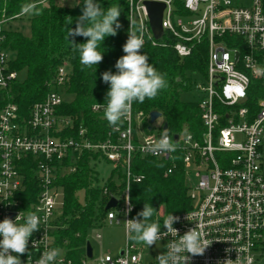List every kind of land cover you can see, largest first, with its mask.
<instances>
[{"label": "built area", "instance_id": "built-area-1", "mask_svg": "<svg viewBox=\"0 0 264 264\" xmlns=\"http://www.w3.org/2000/svg\"><path fill=\"white\" fill-rule=\"evenodd\" d=\"M147 2L164 5L159 38L151 30ZM12 19L3 16L0 21V91L9 99L19 74L11 70L12 58L3 46L2 30ZM130 21L136 29L143 27L144 46L171 44L181 59L191 57L197 45H207V69L193 75L190 89L199 93L201 136L196 138L188 131L173 134L167 129L173 140L178 136L174 140L177 151L153 155L147 146L162 136L165 122L155 129L150 115L135 113L133 108L123 126L113 127L105 141H91L82 126L78 136H65L76 131L74 118L59 112L67 103L62 97L71 75L67 63L58 68L45 100L35 103L27 118L9 100L0 110V222L6 217L15 220L20 212L41 217V229L29 241V254L20 259L23 264H35L45 250L60 248L57 264H94L90 260L93 255H87L88 239L84 254L75 260L58 246L56 238L65 204L59 181L77 173L82 158L92 154L98 157L97 167L105 162L112 165V172L121 173L122 180L114 179L117 188L124 184L121 192L114 193L110 177L100 183L106 210L101 224L133 218L134 205L131 201L132 211L127 212L125 197L131 198L130 185L142 180L133 174L134 157L169 161L166 175L181 163L187 186L194 174L200 193L196 196L188 186L192 207L173 214L180 218L173 227L183 235L196 226L204 239L213 241L204 255L192 257L190 264H219L237 258L239 264H264V0H129L128 30ZM96 105L92 111L104 113ZM25 173L30 178L26 179ZM28 186L32 190H27ZM82 193L85 205V191ZM112 199L117 205L107 210ZM159 216L166 217L163 208ZM172 239L169 235L160 240L164 252ZM121 252L95 264H158L157 259L143 260V243L128 239V233L127 246Z\"/></svg>", "mask_w": 264, "mask_h": 264}, {"label": "trees", "instance_id": "trees-1", "mask_svg": "<svg viewBox=\"0 0 264 264\" xmlns=\"http://www.w3.org/2000/svg\"><path fill=\"white\" fill-rule=\"evenodd\" d=\"M41 1L0 0V21L3 16L7 19L18 16L21 6L25 3ZM96 2L104 9L119 5L122 10L119 17L122 28L118 30L116 36L105 38L99 48L103 60L92 68H85L80 64L78 50L66 38L68 17H71L72 23L67 27L75 28L76 19L82 15L83 0L73 7L59 4L58 0H48L47 4H39L43 14L30 16L31 36H25L11 27L6 28L8 23L25 15L14 18L4 25L3 46L14 55L10 63L11 70L18 74L25 71L26 78L24 80L19 78L12 86L9 94L11 99L0 91V110L11 100L19 107L22 116L27 118L31 107L45 100L50 91L48 84L54 79L58 68L67 63L71 67V75L64 93L73 95L74 100L65 103L59 112L74 118L76 131L65 133V136H78L79 127L82 126L91 141L98 143L106 140L108 134L113 131V126L104 118V113H94L92 106L106 102V93L110 86L103 82L101 74L105 71L115 73L116 61L125 55L122 46L128 38L129 0ZM75 42L85 43L86 38L77 36ZM141 52L148 55L149 63L153 64L157 71L165 74L168 86L154 99L146 98L143 103L134 101L133 111L142 113L145 117L152 112H159L170 133L181 134L188 131L199 138L203 128L198 104L184 102L180 97L182 93L190 91L194 74L205 73L208 62L207 45H197L192 56L186 59L178 57L171 44L168 46L146 44ZM120 126H123V122ZM97 159L96 155H85L80 162L79 171L59 181L64 188L65 204L59 219L61 228L56 232L57 243L75 260L84 254L89 230L100 226L106 217L105 199L99 187L101 181L96 165ZM169 167L170 162L167 160L142 159L138 156L133 158V174L142 176L140 182L131 185L130 196L135 208L133 218L143 209L144 204L148 203L157 211L152 219L159 220L162 227L164 219L159 216L162 208L164 215L167 216L170 213L173 215L188 211L192 207L183 166L180 163L172 174L166 175ZM25 176L26 179L30 178L28 173H25ZM116 176L122 180L121 173L116 174L115 171L109 178V186L114 193L121 192L124 187V184L116 187L114 180ZM27 188L29 191L32 190L30 186ZM83 191L85 205L79 198V193Z\"/></svg>", "mask_w": 264, "mask_h": 264}, {"label": "clouds", "instance_id": "clouds-1", "mask_svg": "<svg viewBox=\"0 0 264 264\" xmlns=\"http://www.w3.org/2000/svg\"><path fill=\"white\" fill-rule=\"evenodd\" d=\"M83 3L82 15L76 19L75 28L67 27L72 23L71 17H68L66 38L78 50L80 64L85 68H92L103 60L99 48L105 38L116 36L118 30L122 28L119 22L122 10L119 5L104 9L96 0H83ZM42 14L43 9L37 2L23 4L19 13L21 16ZM77 36L86 38V42L76 44L75 37ZM70 37L72 39H69ZM144 43L143 27L136 29L130 21L128 38L122 46L125 55L118 58L114 65L117 71L115 73L105 71L101 74L103 82L109 84L110 87L106 93V102L97 103L96 107L103 108L104 118L110 126L118 127L122 124L130 113L134 101L143 103L146 98L154 99L161 90L168 86L165 74L157 71L155 66L149 63L148 55L141 52ZM177 147L178 144L168 135L167 130H164L162 136L150 143L146 150L156 156H166L177 151ZM125 202L128 205L127 212L130 213L132 211L131 198L126 196ZM156 212L151 204L145 203L136 217L125 220V227L128 239L143 243L148 247L156 245L157 241L164 237L169 235L173 237L167 245V251L156 257L158 264H190L192 257L203 256L205 250L213 243V241L204 239L203 233L196 226L187 230L183 235H179L178 229L173 225L179 222L180 218L171 213L163 220L166 231L161 232L160 221L152 219ZM21 220L23 223H20ZM44 222H47V216L44 217ZM40 225L41 217L35 212H29L26 216L20 212L15 220L4 218L0 222V237H2L0 239V264H23L20 257L29 254L30 238L33 233L41 229ZM35 246L36 241L33 240L32 247ZM61 254L60 248L47 249L35 261V264H57V258ZM219 264H239V259L235 261L225 259Z\"/></svg>", "mask_w": 264, "mask_h": 264}, {"label": "rangeland", "instance_id": "rangeland-1", "mask_svg": "<svg viewBox=\"0 0 264 264\" xmlns=\"http://www.w3.org/2000/svg\"><path fill=\"white\" fill-rule=\"evenodd\" d=\"M80 0H58L59 4L65 6L73 7L79 3ZM248 0H246V3ZM30 16L25 15L23 18L11 21L6 25V28L20 31L25 36H31V27H30ZM11 58L14 57L12 53L9 52ZM19 78L24 80L26 78V72L23 71L19 74ZM62 97L65 102H71L74 100V96L70 94L63 93ZM181 100L184 102H196L199 98V93L197 91L191 90L181 94ZM163 118L158 119L154 123V128H159L163 123ZM97 170L100 174V181H106L112 173V165L108 163H101L98 165ZM197 179L194 174L191 175L190 181H188V186H190L191 192L195 193L197 196L200 191L196 190ZM80 201L83 203L84 196L83 193L79 194ZM124 220H121V223L116 221L113 223L104 222L98 227L92 228L88 232V240L93 249V258L90 260L95 264L98 260L105 256L116 257L124 250L127 246V231L124 226ZM97 235L100 236V239L97 238ZM164 253V242L157 241L156 245L148 247L143 244L142 257L144 261H154L156 257Z\"/></svg>", "mask_w": 264, "mask_h": 264}, {"label": "water", "instance_id": "water-1", "mask_svg": "<svg viewBox=\"0 0 264 264\" xmlns=\"http://www.w3.org/2000/svg\"><path fill=\"white\" fill-rule=\"evenodd\" d=\"M147 11L149 14V21H150V27L151 30L156 38H159L162 34V13L164 10V5L160 3H154V2H147L146 4ZM162 118V114L159 112H152L150 114V124H154L158 119ZM152 127H149V130L151 131ZM168 129V125H164V130ZM178 136H174V140H177ZM117 205V201L115 199H112L109 204L107 205V210L110 208H113ZM92 247L90 243L87 244V255L88 257H92ZM122 253V252H121Z\"/></svg>", "mask_w": 264, "mask_h": 264}]
</instances>
